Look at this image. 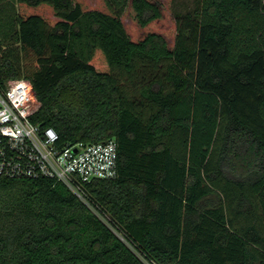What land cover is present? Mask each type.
<instances>
[{"label": "trees", "instance_id": "trees-1", "mask_svg": "<svg viewBox=\"0 0 264 264\" xmlns=\"http://www.w3.org/2000/svg\"><path fill=\"white\" fill-rule=\"evenodd\" d=\"M171 3L16 0L0 21V83H31V120L117 145L89 205L0 178V264H264V2Z\"/></svg>", "mask_w": 264, "mask_h": 264}, {"label": "built area", "instance_id": "built-area-1", "mask_svg": "<svg viewBox=\"0 0 264 264\" xmlns=\"http://www.w3.org/2000/svg\"><path fill=\"white\" fill-rule=\"evenodd\" d=\"M38 107L39 102L28 80L10 79L4 85L0 83V178L56 179L89 205L84 184L117 175L115 140L61 145L59 135L52 127L31 120ZM112 229L134 250L122 231ZM142 261L159 264L144 257Z\"/></svg>", "mask_w": 264, "mask_h": 264}, {"label": "rangeland", "instance_id": "rangeland-1", "mask_svg": "<svg viewBox=\"0 0 264 264\" xmlns=\"http://www.w3.org/2000/svg\"><path fill=\"white\" fill-rule=\"evenodd\" d=\"M198 0H172L171 3V13L173 16H178L186 11L192 9L196 2ZM15 2L16 0H0V21L3 23V20L10 19L12 14L14 13L15 8ZM264 2V0H263ZM117 9V7L115 8ZM0 22V23H1ZM9 29L7 27H3V25L0 26V45H6L8 41L4 35V32L6 31L7 34L9 33ZM12 30V29H11ZM13 45V44H12ZM16 199V195L13 193L3 192L0 193V205H11L14 203V200Z\"/></svg>", "mask_w": 264, "mask_h": 264}]
</instances>
